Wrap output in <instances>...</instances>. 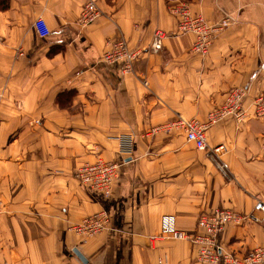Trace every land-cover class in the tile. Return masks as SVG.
I'll list each match as a JSON object with an SVG mask.
<instances>
[{"label":"crops","instance_id":"crops-1","mask_svg":"<svg viewBox=\"0 0 264 264\" xmlns=\"http://www.w3.org/2000/svg\"><path fill=\"white\" fill-rule=\"evenodd\" d=\"M86 1L0 0V264H199L187 240L150 237L163 214L193 233L216 206L243 217L219 235L225 251L264 245L254 210L264 203V119L222 120L206 150L178 131L142 136L177 117L204 120L233 87L246 88L247 104L264 88V0H181L211 23L229 18L205 55L177 32L168 8L180 0H94L98 18L80 26ZM156 29L164 36L152 51ZM118 37L139 50L131 72L101 60ZM123 134L133 136L130 157L118 152ZM97 155L119 162L109 195L74 175ZM99 210L110 217L100 234L68 229Z\"/></svg>","mask_w":264,"mask_h":264},{"label":"built area","instance_id":"built-area-1","mask_svg":"<svg viewBox=\"0 0 264 264\" xmlns=\"http://www.w3.org/2000/svg\"><path fill=\"white\" fill-rule=\"evenodd\" d=\"M170 13L176 19V29L181 34H192L193 41L190 50L205 55L208 53L213 37L229 22L228 16L218 23H211L200 14H193L187 1H176L169 6ZM99 16V9L94 0H87L82 4L77 22L80 26L93 23ZM38 36H48L50 30L41 16L34 22ZM164 32L156 29L150 42V49H159L160 40ZM139 50H129L127 41L123 37L112 38L107 42L101 60L106 63L119 64L123 72H131L133 62L137 59ZM145 83V82H144ZM247 90L238 86L225 92L222 102L206 114L204 120L186 119L177 117L162 124L154 125L142 132L143 137H152L157 134H167L173 131L182 132L186 141L196 149L206 150V131L226 118L241 123L248 117L264 119V88L255 94L247 104ZM118 152L123 157H130L133 136L123 134L117 137ZM264 147V145H263ZM222 146H215L212 152L218 153ZM220 170L223 168L219 166ZM119 162L104 159L97 155L92 161L81 163L74 172L80 184L90 190L109 195L113 189L114 181L118 175ZM2 210L0 201V212ZM254 210L259 211L264 219V203L256 202ZM243 217L236 212L216 206L209 212L202 213L196 221L193 233H187L176 227L173 214L160 216L159 233L150 239L171 237L187 240L195 250V259L199 264H264V245L253 248L243 256H235L225 251L219 241V235L228 224H239ZM110 226V217L104 210H99L71 223L68 229L75 234L92 237L100 234ZM159 264H166V260H159Z\"/></svg>","mask_w":264,"mask_h":264},{"label":"water","instance_id":"water-1","mask_svg":"<svg viewBox=\"0 0 264 264\" xmlns=\"http://www.w3.org/2000/svg\"><path fill=\"white\" fill-rule=\"evenodd\" d=\"M73 252L82 262H85L84 257L76 249H74Z\"/></svg>","mask_w":264,"mask_h":264}]
</instances>
